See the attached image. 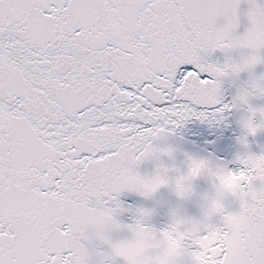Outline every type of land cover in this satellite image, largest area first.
Here are the masks:
<instances>
[{"label":"snow or ice","instance_id":"1","mask_svg":"<svg viewBox=\"0 0 264 264\" xmlns=\"http://www.w3.org/2000/svg\"><path fill=\"white\" fill-rule=\"evenodd\" d=\"M230 119V161L162 143ZM259 137L264 0H0V264H264Z\"/></svg>","mask_w":264,"mask_h":264},{"label":"water","instance_id":"2","mask_svg":"<svg viewBox=\"0 0 264 264\" xmlns=\"http://www.w3.org/2000/svg\"><path fill=\"white\" fill-rule=\"evenodd\" d=\"M232 91L228 85H225V94L229 99L231 98ZM229 123L231 126L226 127L224 125H210L192 120L183 128L177 129L175 134L169 135L162 143L170 144L179 149L178 160H183L182 153L188 152L205 158L214 157L219 160L230 161L238 150L236 136L239 135V129L234 119H230ZM258 142L264 143V137H259ZM253 150L258 151L255 144H253ZM151 170V163H146L141 169L142 172H150ZM240 179L242 177L229 175L223 179V187L228 191H236L240 187ZM204 188H206L204 182H199V189L203 190ZM161 198L174 201V197L167 191H162L158 195L157 199ZM121 199L125 201L126 205L139 206L147 204L148 206H152L151 201L146 202L134 194H125ZM189 211L194 213L195 208H190ZM123 219L125 222H130L128 216H125ZM165 220L166 208L161 207L154 222L159 225L164 223ZM214 239H216V236L210 235L207 239L198 242L201 249L199 252L200 264H221V262L216 261L215 251L211 248V243Z\"/></svg>","mask_w":264,"mask_h":264}]
</instances>
